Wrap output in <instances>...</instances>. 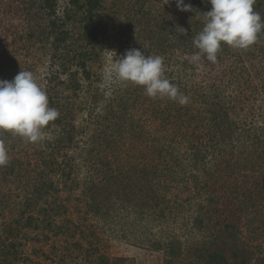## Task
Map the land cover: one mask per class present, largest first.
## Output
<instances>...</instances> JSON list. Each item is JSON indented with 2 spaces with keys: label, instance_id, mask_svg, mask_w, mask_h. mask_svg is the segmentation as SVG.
I'll return each mask as SVG.
<instances>
[{
  "label": "trees",
  "instance_id": "16d2710c",
  "mask_svg": "<svg viewBox=\"0 0 264 264\" xmlns=\"http://www.w3.org/2000/svg\"><path fill=\"white\" fill-rule=\"evenodd\" d=\"M40 1L36 10V3L31 0H0V80L12 81L21 71L32 72L44 87L49 106L60 113L57 120L46 126L45 131L50 138L37 151L34 163L30 153L23 151L21 154L20 151L30 143L11 133L0 132V139L10 156L9 165L0 167V179L20 178L26 188V198L16 216L18 220L6 223L8 234L18 227L21 218H24V224L51 225L53 214L63 207L61 203L56 204L51 196L72 191L81 185L83 182L78 178L77 167L84 164L90 169L82 191L96 212L99 210L106 214L111 201L110 192L103 201L97 195L104 191V186H110L124 195L121 198L123 204L136 207L148 216L151 225L182 218L193 229L201 230L205 224L214 223L213 237L205 242L197 261L190 264H229L230 258L247 264L249 255L239 241L244 216L249 214L244 213L243 203L264 201V177L254 178L252 182L244 179L238 187L231 185L240 180L238 177L244 169H261L264 165V141L258 129L249 127L243 120L237 121L231 110H237V102L249 100L248 91L253 93L252 75L243 64L250 48L236 50L222 45L217 63L212 64L206 59L193 63L190 58L198 51L193 46V39L202 30V14L211 10L208 0H184L192 11L178 10L175 0L167 4L164 0H131L128 11H133V14L132 17L129 13L124 17L125 25L148 35L151 50L163 57L166 78L189 97V102L181 106L167 98H150L145 91L142 92L148 100L144 103V106L147 104L146 109L143 108L153 118L155 134L151 145L155 147L156 156L146 158L149 165L144 162L139 167H126L128 163L123 165L115 152L111 161L104 154H93V146L83 131L84 127L81 128V137H77L80 128L72 117L67 116L72 114L75 101L73 97L57 96V87L64 82L58 81L60 73L51 70L43 76L39 73L33 53L44 38V33L36 30L39 26L35 23L38 10L45 13V19H49L44 27L47 29L45 36L56 33L52 43L55 54L50 51L47 57L52 65L59 61V66H62L61 61L65 57L66 60L75 59L76 66L87 78V64L92 58L88 47L75 49L71 54L65 51L67 33L62 29L57 31L62 21L56 17L55 0ZM100 6L101 0H86L85 7L92 21L93 10ZM253 7L264 20V0H255ZM121 8L126 10L124 2ZM100 32V27L94 26L89 33V41L97 39ZM258 42L264 43V31ZM238 61L242 63L240 67ZM68 67L63 71L69 73L67 82L74 92L79 87L75 76L78 70L72 74ZM134 88L136 90L131 92L124 108L136 103L138 90L143 89L137 85ZM145 130H138L137 136L145 139L148 136ZM157 131L165 135L158 137ZM162 139L167 143L161 144ZM219 147L243 148L245 154L238 158L231 151V155L222 158V162H228V169L221 170L214 160ZM89 174L92 177L88 178ZM210 179L213 188H210ZM215 188L216 194L212 193ZM240 195L244 201L239 199ZM254 216L257 219L261 215ZM166 233L163 229L159 234L152 230L150 242L154 249L166 250V264H174L180 257V247L175 233ZM99 264H110V260L102 256Z\"/></svg>",
  "mask_w": 264,
  "mask_h": 264
},
{
  "label": "rangeland",
  "instance_id": "374dc122",
  "mask_svg": "<svg viewBox=\"0 0 264 264\" xmlns=\"http://www.w3.org/2000/svg\"><path fill=\"white\" fill-rule=\"evenodd\" d=\"M31 1L36 3L34 8L37 10V3L41 1ZM130 1L101 0V6L93 10L92 21L91 14L85 7L86 0H55L56 17L62 21L59 22L57 31L62 29L67 33V48L63 46L65 51L71 54L75 49L91 48L92 58L87 64V78L76 66L75 59L66 60L65 57L61 61L62 66H59V61H55L53 65L50 63L47 57L54 50L52 43L56 33L50 37L45 36L47 29L44 27L49 19H45L44 12L40 10L35 23L39 25L36 30L44 33V38L33 49V53L42 76L50 70L60 73L58 81L64 82L58 85L57 96L67 99L73 97L75 106L72 114L67 116L72 117L77 128H80L76 133L77 137H81V128L84 127L83 131L93 146V154H104L111 161L115 152L123 165L128 163L126 167H139L144 162L149 165L148 158L156 156L155 147L151 145L155 134L153 118L144 110L147 105L144 106V103L148 102L147 96L142 94L144 88L138 90L136 103L124 108L131 92L136 90L135 85L110 80L108 70L116 59L122 58L131 49H139L146 57L161 54L151 50L148 35L135 27L125 25L124 17L128 13L131 17L133 14V11H128ZM123 2L126 10L121 8ZM125 20L127 22L126 18ZM94 26L100 27L101 32L97 39L90 42L89 33ZM244 61L243 64L253 78V93L252 90L248 91L246 94H252H249V100L237 102V110L233 112L232 108L231 113H234L232 116L237 121L243 120L249 127L258 129L264 141V43L257 42L252 45L246 52ZM240 64L242 63L238 61L239 67ZM67 67L72 74L78 70L75 76L79 80V87L74 92L67 82L69 73L67 70L63 71ZM141 129H147L145 134L148 136L145 139L136 134ZM163 135L165 134L157 131L158 137ZM44 141L20 148L21 154L23 151L30 153L34 163L37 151L44 147ZM160 143L167 142L162 139ZM231 151L238 158L245 154L243 148L219 147L214 159L219 169H228V162H222V158L231 155ZM89 169L90 166L84 164L78 166L77 175L83 183L75 186L72 191L51 196L56 204L63 205L53 214L54 222L51 225L36 222L24 224V218H21L18 227L10 234L6 231V223L17 219L18 209H22L20 206L26 198V188L20 178L0 179V264H99L102 256L108 257L110 264H166V250L154 249L150 242L151 231L159 234L161 229L168 233L172 231L176 235L180 257L174 264L197 261L201 248L214 235L211 234L212 229H215L214 223L205 224L201 230L193 229L182 218L163 220L160 225H151L148 216L139 212L141 210L136 207L123 204L121 198L124 195L109 185L104 186V191L97 195L103 201L110 192L111 201L107 212L105 215L99 210L96 212L87 203L86 195L82 191ZM263 171L264 165L261 169H244L238 177L240 180L235 181L231 187L240 186L244 179L252 182L254 178H262ZM90 177L92 174H89L88 178ZM209 184L213 188L212 179ZM212 193L216 194V188ZM239 199L245 200L241 195ZM243 205L244 213L249 214L244 216L239 241L249 255L247 264H264V201H245ZM254 214L261 216L256 219ZM229 264L242 262L240 259L230 258Z\"/></svg>",
  "mask_w": 264,
  "mask_h": 264
},
{
  "label": "clouds",
  "instance_id": "9594fccd",
  "mask_svg": "<svg viewBox=\"0 0 264 264\" xmlns=\"http://www.w3.org/2000/svg\"><path fill=\"white\" fill-rule=\"evenodd\" d=\"M170 0H164V4ZM211 10L202 14V30L194 37L198 50L191 62L206 59L217 63L222 45L247 50L258 42L264 31V20L254 11L255 0H208ZM180 11H192L184 0H175ZM110 80L132 83L144 88L153 99L167 98L181 106L189 97L165 76L161 56H145L139 49H131L114 61L108 70ZM60 113L49 106L47 93L30 71H21L12 81L0 80V132H8L28 143H41L50 138L45 128L58 119ZM10 163L8 149L0 139V167Z\"/></svg>",
  "mask_w": 264,
  "mask_h": 264
}]
</instances>
